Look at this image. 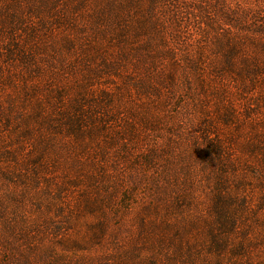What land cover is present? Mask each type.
<instances>
[{
  "label": "rangeland",
  "instance_id": "1",
  "mask_svg": "<svg viewBox=\"0 0 264 264\" xmlns=\"http://www.w3.org/2000/svg\"><path fill=\"white\" fill-rule=\"evenodd\" d=\"M109 1L98 3L102 14L110 15V10L123 15L133 28L148 17L147 28L139 26L132 33L135 44H126L123 37L110 41L109 49L118 60L121 51L125 54L121 62L110 63L106 78L112 90L107 93L112 95L122 78L145 84L137 97L140 102L132 107L144 125L136 126L129 138L102 135L88 143L66 138L62 130L54 143L43 146L50 164L42 167L36 183L31 176L27 179L33 166L23 150L17 154L19 161L2 162L0 238L12 241L10 232L1 229L6 220L40 231L42 241L52 248L39 249V254L62 256L66 262L264 264V0H113L111 5ZM92 4L95 1L85 8L88 15L93 13ZM53 11L48 8L37 16L52 25ZM44 35L40 44L45 47L35 62L41 70L35 83L25 88L31 102L44 97L48 103L51 98L57 113L59 96L62 108L81 101L76 92L81 78L75 72L80 53L67 44L72 36L68 32L58 28L52 39ZM89 55L91 68H100L97 54ZM18 69L11 65L5 71ZM2 84L0 79V123L17 111L9 98L24 110L28 91L19 90L20 83ZM34 87L39 89L33 92ZM87 97L92 99L91 94ZM0 127L4 133L11 128ZM220 150L224 157L218 156ZM152 154L150 164L147 158ZM16 169L24 170L18 180L9 174ZM101 171L110 178L106 186L115 188L112 193L79 186L82 178L84 186ZM71 179L78 187L65 194L59 211L45 185ZM226 182L235 199L225 203L217 193ZM32 183L35 187H28ZM108 194L111 204L104 212L81 209L87 205L85 195L91 201H106ZM15 207L21 210L18 216L11 214ZM232 213L237 221L226 236L229 247L222 251L219 245L225 234L220 235L226 230L220 214ZM50 224L61 227L59 235L48 233Z\"/></svg>",
  "mask_w": 264,
  "mask_h": 264
},
{
  "label": "trees",
  "instance_id": "2",
  "mask_svg": "<svg viewBox=\"0 0 264 264\" xmlns=\"http://www.w3.org/2000/svg\"><path fill=\"white\" fill-rule=\"evenodd\" d=\"M94 1L95 4L91 5L93 7V15H88L84 11L87 3L90 5L91 0H0V59L5 61V65L0 66V79L4 82L2 85L17 87L20 83L23 86H18V89L24 92L28 90L25 88L26 85L35 83L33 79L41 70V67L35 62L40 60L38 52L42 50V47L44 50L45 47L40 44L42 32L45 37L49 38L52 37V33L58 28L68 32L72 36L67 38V44L75 47V50L80 53L78 64L76 65L77 70H75L81 78L76 83V92L80 96V102L76 101L71 107L62 108L60 103L62 97L59 96L57 97L59 99L57 104L59 103L61 108L56 113V106L51 98H49L48 103L44 97L42 98L43 100L39 99L31 102L30 96H27L29 90L23 96L24 106L22 108L24 110L18 108L14 100L9 98L10 107L16 108L17 111L9 114V117L3 123H0L1 126L3 124L6 128L11 127L6 133H4L6 129L0 127V164H4L2 162L7 161H19V159L17 160V154L21 155L23 150L27 154L28 162L33 166L27 172V179L31 176L33 183L39 180L37 177L41 175L42 167L47 163L50 164L46 158L43 146L46 142L48 145L54 143L52 140H57L61 136L62 130L65 132L64 137L72 138L76 142L88 143L94 137L98 138L102 135H108L110 139L133 136L135 127L139 124L144 125L143 119L140 120L138 118L139 115L134 113L132 107L140 102L137 97H139L140 92L141 94L143 93L145 84L142 82V86H138V82L135 79L122 78L121 83L114 90V95H112L107 93L112 90L109 89V83H107L106 78L110 77L108 74L110 63L113 61L121 62L125 54L121 51L118 55V60L109 49L112 46L110 41L117 38L122 39L123 37L126 44H129L127 42L132 45L135 44L134 40L132 41V33L136 32L139 26L141 29L147 28L148 17L144 16L145 20L143 22L134 23L133 28L132 21L126 22L123 15H114L110 10H108L110 15L102 14L104 12L103 6H97L101 0ZM112 2L113 0L108 3L111 5ZM44 3L45 6H40ZM37 4L39 5L38 8H36ZM48 8L49 10H54L51 13L55 17L52 25L46 24V19H40L37 16ZM106 38L105 49L103 40ZM133 50L136 53L137 46ZM91 52L97 54L98 61L102 65L100 68L99 66H97V69L91 68V65H93V60H91L89 55ZM11 65L17 66L19 69L6 72L5 69H9ZM37 88L34 87L32 89L33 92ZM151 90L156 95L157 89L152 87ZM66 92L61 93L63 97ZM89 94L92 97L90 101L87 97ZM117 94L120 98H115ZM115 101H121L120 105H115ZM53 110L54 113H52ZM12 116L16 117L12 118ZM209 132L211 131H205L207 134ZM7 133L10 134V138L7 137ZM132 138L136 139L135 137ZM26 146L29 149H23ZM153 153L155 154V152ZM219 155L224 157L221 150L218 153ZM152 156L153 154L147 158L150 164L154 159ZM220 164L223 166L221 160ZM1 171L5 170L1 167ZM22 171L24 170L16 169L15 172L9 174H14L18 180L19 177H23L22 174H19ZM79 173L78 176H80ZM101 173L102 175L92 178L93 180L88 181L84 186L82 185V178L79 186L85 191L88 188H90V191H99V188H104L112 193L111 191L115 190V188L112 189L109 186V190L106 186L107 182L110 184V178L104 176L103 171ZM33 183L28 185V187H35ZM45 187L49 193L55 196L54 201L60 205L59 211H63L66 199L65 194L70 188H77L78 184L74 180L71 183L47 181ZM217 195L218 198H225V200L218 199L220 202L224 201L226 203L230 199H235L227 187V182L220 189L218 188ZM108 197L106 201L103 199L91 201L89 196L85 195L84 199L87 205L81 207V209L84 208L92 212L97 209L100 212H104V206L111 204V194H108ZM20 211L19 207H15L11 214L18 216ZM61 213L63 216L64 213ZM220 216L223 218L222 227H225L226 231L221 232L220 238L222 234L225 235L220 240L219 246L220 250L225 251L229 247L226 236L234 228L237 214L232 213L229 217L225 214H220ZM51 226L52 228L48 229V233L52 236L59 235L61 227ZM1 229L4 233L10 232L11 235L9 236L12 241H4L3 238H0V264H38V259L42 264H63V261L66 262L62 256L44 258L39 254V249L52 247L42 241L40 231L34 230L31 225H11L9 221L5 220ZM211 234V237L215 239L213 229ZM80 261L82 260H68L66 263L72 264L75 262V264H80Z\"/></svg>",
  "mask_w": 264,
  "mask_h": 264
}]
</instances>
